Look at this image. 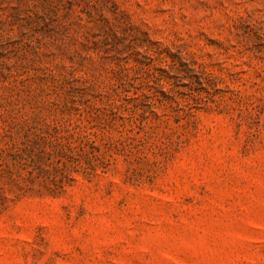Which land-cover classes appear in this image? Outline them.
<instances>
[{
	"label": "rangeland",
	"instance_id": "rangeland-1",
	"mask_svg": "<svg viewBox=\"0 0 264 264\" xmlns=\"http://www.w3.org/2000/svg\"><path fill=\"white\" fill-rule=\"evenodd\" d=\"M0 264H264V0H0Z\"/></svg>",
	"mask_w": 264,
	"mask_h": 264
}]
</instances>
